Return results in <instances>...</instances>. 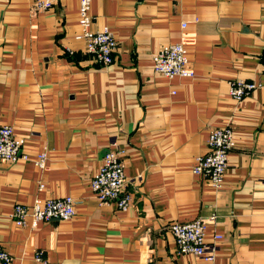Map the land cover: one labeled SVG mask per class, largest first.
<instances>
[{"label":"crops","instance_id":"0c3cea01","mask_svg":"<svg viewBox=\"0 0 264 264\" xmlns=\"http://www.w3.org/2000/svg\"><path fill=\"white\" fill-rule=\"evenodd\" d=\"M33 2L0 0V126L25 138L30 157L48 151L43 169L0 159V244L11 264H264V0H91V29L107 26L117 42L108 65L78 37V0L44 11ZM177 41L193 77L152 68V55ZM237 79L256 84L240 101L229 94ZM225 124L234 144L216 188L192 166ZM107 151L119 153L133 194L126 211L88 189ZM66 195L70 220L11 218L16 203ZM197 218L211 263L178 253L169 229Z\"/></svg>","mask_w":264,"mask_h":264},{"label":"built area","instance_id":"2783aa9c","mask_svg":"<svg viewBox=\"0 0 264 264\" xmlns=\"http://www.w3.org/2000/svg\"><path fill=\"white\" fill-rule=\"evenodd\" d=\"M56 0H34L33 9L44 11L50 9ZM91 0H78V21L83 27L79 38L85 40V50L92 58L108 65L113 62L117 42L113 32L103 26L98 30L91 29L93 18L90 13ZM187 50L182 41L169 43L159 48L152 55V68L167 78L193 77ZM264 63V56H263ZM256 88L252 81L234 80L229 85V94L240 101ZM25 138L17 135L10 125L0 126V159L17 161L31 159L34 165L43 169L46 165L48 151L43 147L35 156L30 157L24 152ZM233 130L230 124L214 127L206 138L207 151L194 158L192 172L212 186L219 188L227 167V158L233 148ZM128 180L119 153L107 151L101 163L88 181V189L94 198L101 203L114 202L117 208L126 211L132 206L133 194L127 189ZM42 187V184H40ZM76 202L72 196H56L34 198L29 204L16 203L11 218L18 226H25L30 220L32 226L38 222L51 220H70L75 215ZM169 229L175 239L178 253H190L200 257L204 262L214 260L212 243L207 242L206 222L204 219H194L187 222H172ZM213 243L221 236L212 234ZM34 259L43 260L40 251L35 252ZM13 257L0 244V264H11ZM44 264H48L45 260Z\"/></svg>","mask_w":264,"mask_h":264}]
</instances>
